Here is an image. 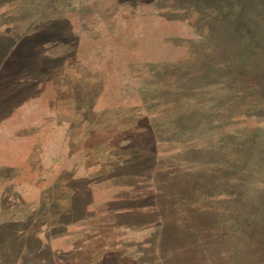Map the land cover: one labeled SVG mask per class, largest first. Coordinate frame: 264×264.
<instances>
[{
    "label": "rangeland",
    "instance_id": "1",
    "mask_svg": "<svg viewBox=\"0 0 264 264\" xmlns=\"http://www.w3.org/2000/svg\"><path fill=\"white\" fill-rule=\"evenodd\" d=\"M0 264H264V0H0Z\"/></svg>",
    "mask_w": 264,
    "mask_h": 264
},
{
    "label": "trees",
    "instance_id": "2",
    "mask_svg": "<svg viewBox=\"0 0 264 264\" xmlns=\"http://www.w3.org/2000/svg\"><path fill=\"white\" fill-rule=\"evenodd\" d=\"M42 66H44V65L42 64ZM45 68H46V67H44V69H45ZM34 69H35V70H39V69H36V68H34ZM44 69H43V70H44ZM43 70H40V71H43Z\"/></svg>",
    "mask_w": 264,
    "mask_h": 264
}]
</instances>
